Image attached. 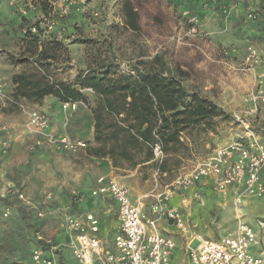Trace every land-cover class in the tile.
<instances>
[{
	"label": "rangeland",
	"instance_id": "374dc122",
	"mask_svg": "<svg viewBox=\"0 0 264 264\" xmlns=\"http://www.w3.org/2000/svg\"><path fill=\"white\" fill-rule=\"evenodd\" d=\"M124 1L56 0L48 16L36 0H0V264H33L37 247L54 257L55 264H80L66 220L81 212L82 202L103 208L98 198L88 195L96 177L82 178V171L112 165L132 188L133 199L146 193L150 207L154 193L196 168L217 146L253 138L264 147V0H129L139 13L138 30L125 23ZM37 23L41 30L34 27ZM22 26L41 38L55 33L67 46L69 59L64 52L54 62L52 79L74 81L83 70L102 71L107 64L134 73L135 67L161 56L177 74L180 69L188 72L183 83L189 91L216 101L224 114L217 116L213 129L184 132L187 148L169 160L167 173L155 158L133 165L122 156L105 154L114 141L108 138L112 127L133 119L125 111L118 115L108 110L98 138L92 111L98 97L92 88L83 89L89 103L80 100L68 108L60 100L46 107L43 101L15 96L12 78L22 66L11 56L21 53L26 33ZM109 100L120 103L121 98ZM34 111L47 118V127L39 130L32 124ZM62 134L86 146L65 150L55 142ZM173 198L186 215L190 237L219 240L244 221L257 231L253 251L264 255V194L223 191L206 179ZM107 210L102 238L110 245L117 215L110 205ZM161 226L178 239L175 260L187 262L190 238L179 234L172 221H161Z\"/></svg>",
	"mask_w": 264,
	"mask_h": 264
},
{
	"label": "built area",
	"instance_id": "2783aa9c",
	"mask_svg": "<svg viewBox=\"0 0 264 264\" xmlns=\"http://www.w3.org/2000/svg\"><path fill=\"white\" fill-rule=\"evenodd\" d=\"M85 4L87 0H69ZM56 0H53L55 4ZM66 13L68 9L65 10ZM95 12V16H99ZM192 32L197 33L196 27ZM65 107L76 102H64ZM31 121L39 130L49 125L41 113L34 111ZM65 150L83 148L86 143L71 139L66 134L59 135L56 141ZM155 159L165 157L162 143L156 142ZM213 181L217 189L239 194H264V147L256 139L248 141L236 138L216 150L196 168L177 176L164 190L152 195L149 209L145 199L131 198L128 185L114 176L105 174L97 179L93 196H109L117 204L120 224L114 235L113 244L104 246L101 239L92 231L97 230V220L90 215L89 228L86 221L78 216H69L66 229L72 233V249L80 264H264V255L255 253L257 231L241 221L234 233L219 240L192 234L186 215L173 203L176 193H185L204 180ZM23 197V195H20ZM149 211V212H148ZM8 212V211H7ZM148 212V213H147ZM172 221L179 234L190 238L187 242V262L176 261L175 251L179 248L177 237L162 228L161 221ZM33 264H55V259L46 250L33 249Z\"/></svg>",
	"mask_w": 264,
	"mask_h": 264
},
{
	"label": "trees",
	"instance_id": "16d2710c",
	"mask_svg": "<svg viewBox=\"0 0 264 264\" xmlns=\"http://www.w3.org/2000/svg\"><path fill=\"white\" fill-rule=\"evenodd\" d=\"M42 11L50 16L55 10L53 0H36ZM125 23L132 29L141 28L138 22L139 13L129 0L124 1ZM36 28L41 30L37 23ZM26 28L22 36L24 42L19 56H11L13 63L21 65L22 70L14 73L12 82L15 85V96L25 98L32 103H41L46 96H56L62 102L83 101L89 103L83 89L92 88L97 97L96 107L92 111L96 120V136L104 125V116L108 110L119 115L125 111L127 118H132L127 125L117 123L109 133L113 143L104 149L105 154L122 156L133 165L150 162L155 158L153 147L161 142L165 157L159 169L163 173L171 170L169 160L185 151L187 142L183 140L188 129H213L217 116L224 110L215 101L198 92H191L183 83L188 75L185 69L174 72L167 67L161 56L150 62H143V67H135L133 72H120L107 64L102 71L94 68L82 71L74 81H64L50 77L52 66L65 52L69 59L68 49L63 40L55 33L41 38ZM120 95V103L109 100V96ZM128 97L130 100H128ZM142 154V158L138 156ZM180 162L177 160L175 165Z\"/></svg>",
	"mask_w": 264,
	"mask_h": 264
},
{
	"label": "crops",
	"instance_id": "0c3cea01",
	"mask_svg": "<svg viewBox=\"0 0 264 264\" xmlns=\"http://www.w3.org/2000/svg\"><path fill=\"white\" fill-rule=\"evenodd\" d=\"M59 99L56 97V96H53V95H49V96H46L43 100L44 104L43 105H46V107H50L51 106V103H55V101H58ZM100 168H95L96 170L94 171H90V170H85V171H82L79 173V176H82V178H87L89 176H93L94 178L96 177L95 179V182H94V187L89 191L88 195L90 196H93L92 195V191L96 188V186L98 185L97 184V179L99 176L101 175H105V174H108V175H111V176H114L117 180H119L120 182H123V179H122V175L119 176L115 173V171L113 170L114 168L112 167V165H109L108 163L105 165V167H103V165H99ZM105 168V169H104ZM67 173L71 179V176H73L72 172L71 171H68L67 170ZM126 184V183H125ZM127 185V184H126ZM81 188H86L85 185H82ZM89 188V186H87V189ZM130 189L132 190V188L130 187ZM148 196V194L146 193H143L141 195L138 196V198H143L145 199V204H146V209L148 210L149 209V206L148 205V200L146 199ZM96 198H98V202L99 203H102L103 204V208L102 207H99L97 206V203H94V205H88L87 203H80V210L81 212L78 213H75L78 217H81L82 219H84L87 223V225L89 226V228L92 227V222L91 221H88V217L90 215L94 216V218L97 220V223H96V226H97V230L95 231H92L94 232L102 241L103 245L106 246L107 245V242L108 241H105L103 238H102V229L103 227L106 225L105 221L106 219L109 217L108 213L107 212V208L109 207V205L114 209L116 215H117V227L115 229V233L117 232L116 230L118 229L119 227V224H120V220H119V215L117 213V204L116 202L114 201V199H112L111 197L105 195V196H95ZM131 198L133 199L132 197V194H131ZM138 198L137 199H133L134 201H138ZM175 199V198H174ZM173 199V203L175 204V201ZM151 205V204H150ZM115 233L113 234V237H112V242L110 245H107V246H111L113 244V240H114V235ZM179 244V243H178ZM106 246V247H107ZM179 246V245H178ZM257 249H259L258 247H256ZM179 249V248H178Z\"/></svg>",
	"mask_w": 264,
	"mask_h": 264
}]
</instances>
